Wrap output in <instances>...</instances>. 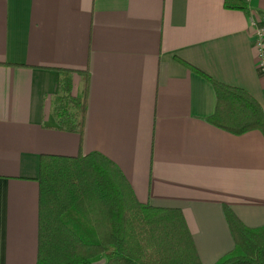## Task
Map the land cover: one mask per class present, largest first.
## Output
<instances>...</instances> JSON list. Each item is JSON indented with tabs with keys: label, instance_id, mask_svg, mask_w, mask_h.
Here are the masks:
<instances>
[{
	"label": "crops",
	"instance_id": "0c3cea01",
	"mask_svg": "<svg viewBox=\"0 0 264 264\" xmlns=\"http://www.w3.org/2000/svg\"><path fill=\"white\" fill-rule=\"evenodd\" d=\"M245 1L246 14L223 0H0V264H35L40 154L104 155L138 202L181 210L201 264L232 249L222 204L264 225V136L208 124L213 89L176 60L264 111V0ZM58 69L88 74L80 139L51 117Z\"/></svg>",
	"mask_w": 264,
	"mask_h": 264
},
{
	"label": "trees",
	"instance_id": "16d2710c",
	"mask_svg": "<svg viewBox=\"0 0 264 264\" xmlns=\"http://www.w3.org/2000/svg\"><path fill=\"white\" fill-rule=\"evenodd\" d=\"M223 7L249 10L245 0H223ZM176 60L211 85L215 103L204 119L208 124L232 135L256 130L264 136V111L251 95ZM58 71L51 117L57 129L80 139L88 74ZM71 73L82 79L74 94ZM36 181L35 264H201L181 210L138 202L120 169L101 153L40 154ZM221 208L233 246L213 264H264V225L247 227L227 205Z\"/></svg>",
	"mask_w": 264,
	"mask_h": 264
},
{
	"label": "built area",
	"instance_id": "2783aa9c",
	"mask_svg": "<svg viewBox=\"0 0 264 264\" xmlns=\"http://www.w3.org/2000/svg\"><path fill=\"white\" fill-rule=\"evenodd\" d=\"M252 35L257 51V66L264 69V26H255Z\"/></svg>",
	"mask_w": 264,
	"mask_h": 264
}]
</instances>
